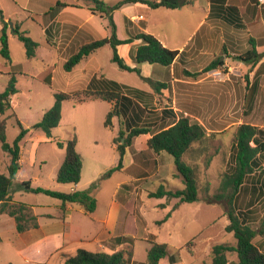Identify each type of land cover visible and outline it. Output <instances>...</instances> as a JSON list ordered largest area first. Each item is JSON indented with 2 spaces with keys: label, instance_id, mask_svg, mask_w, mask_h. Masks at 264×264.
<instances>
[{
  "label": "rangeland",
  "instance_id": "1",
  "mask_svg": "<svg viewBox=\"0 0 264 264\" xmlns=\"http://www.w3.org/2000/svg\"><path fill=\"white\" fill-rule=\"evenodd\" d=\"M28 1L30 0H0V11L4 19H9L10 24L18 26L21 31H26L28 36L41 46L37 57L27 59L23 45L12 34V27L9 26L8 50L11 64L8 66L12 68L14 73L16 93L11 97L12 109L2 118L6 119V142L10 146L20 134L16 120L24 129L29 130V133L20 143V170L15 176L10 191L15 203L33 205L34 214L40 217L37 225L41 229L30 236L29 240L32 243L29 242L28 246H39L35 244L37 239L44 237V235H51L54 229L53 224L57 223L54 216L56 217L61 213V202L43 194L27 193L20 190V185L23 182H30L32 188L63 193H70L71 189L85 191L90 188L92 183L98 182V188L91 192L96 200V209L91 213L92 216L98 220L103 219L112 199L123 202L125 205L128 203L126 227L135 235L131 246H117L114 251L105 249L102 250L103 253L111 254L119 249L129 247L133 251L131 263L147 264V250L150 247L147 241L154 240L156 243L166 246L167 256L159 264H211L213 246L223 244L234 246L236 244L233 234L225 231L229 223L226 215L227 204L224 200H219L217 196L219 195V184L223 173L232 167L230 157L234 148L236 123H239L240 120L246 121L241 113L243 110L240 108L233 110L222 108L218 115V110L213 111L208 108L191 110L192 112L185 109L205 125V127L202 126L205 131V138L194 143L183 156V161L194 170L197 202L179 203L177 199L148 197V193L155 192L160 187L172 192L184 189L182 177L176 173L172 157L166 153L155 154L147 148L148 135L133 139L132 145L126 150L123 158L124 170L113 173L107 179L100 180L109 169L118 165L119 159L112 145V140L119 131V120L113 118L110 128L104 126L106 115L110 109L109 103L65 101L62 103L60 123L51 131V138L48 139L44 133L33 129L43 114L53 106L54 94L59 92L68 94L74 88L68 87L67 82L62 77L66 75L62 67L65 63L63 61L68 59L69 54L67 57H62L63 61L58 60L57 53H52L48 58L44 57L45 53L42 50L48 48L41 28L31 19H28V13L25 12L27 5L30 7H38V5H35L37 3L35 1ZM62 1L72 5L81 4L85 7L88 5L91 9L94 7L85 0ZM99 1L113 7L121 0ZM116 11H118L116 14H114L115 11L112 12L114 14L113 23L117 29L116 38L125 36L122 24L123 17H127L129 22L131 15L146 14L145 9L136 7L134 4L123 5ZM92 13L103 17L102 21L106 24L108 34L112 35L107 15L98 11ZM154 17L155 23L151 27L157 33V28L161 30L163 27L162 19L164 20V17L158 15H154ZM176 21L175 17H171L170 21H164V24L171 26V30H173ZM16 22H22V24L19 25L20 23ZM130 27L134 29L132 25ZM188 32L189 29L186 30V33ZM223 55L220 54L219 56ZM93 56L100 64L103 74L113 78H121L128 85L139 82L137 74L121 70L112 61L113 52L110 45H104ZM233 61L237 60L234 59ZM221 62L224 63V60ZM5 63L0 55V65ZM84 64L81 62L78 65L79 68H82ZM231 65L233 66L234 62H231ZM217 70L221 72L219 79L213 75H206L207 78L211 81L224 82L228 76L238 75L234 68L224 65ZM44 71H47L48 76L51 75L50 78L54 80L53 84L46 83V80L43 79L45 74L42 73ZM208 72L203 70L202 73ZM5 85V77L0 75V93L4 91ZM12 114L15 117H12ZM190 119L200 124L195 118L190 117ZM254 121L257 122V120H251V122ZM168 122L164 124L161 120L158 121L151 132L154 133L160 128L168 126ZM230 123L234 125L227 128ZM73 137L76 138V151L82 160L81 178L77 185L58 184L55 181V176L64 160L65 152L63 148L57 146V143H64ZM9 164L10 158L7 153L2 151L0 145V173L8 175ZM263 169L264 165L252 176L247 177L242 190L233 203L234 208L246 210L253 207L258 210L259 214L264 211V192L259 193L258 191L261 183L264 182ZM176 204L178 206L172 210ZM73 206L80 205L74 204ZM168 214L170 215L169 218L163 221ZM41 215H50L53 218H45ZM79 216V219L87 220L86 217ZM132 220H136V226L139 221L142 222L141 230L134 231L131 229ZM33 222L30 221L28 225H32ZM100 227L101 225L97 223L92 230L98 231ZM253 228L256 230L257 225ZM92 230L83 234L84 241L91 239L90 235L94 233ZM124 237L133 238L131 236ZM259 239L260 236L256 235L254 242L256 243ZM114 243V240L111 239L106 246L115 245ZM23 245L25 244H22V237L19 238V234L16 233L13 219L6 215L1 216L0 264H25L24 256H32V253L23 251ZM61 245L62 240L57 238L55 241L49 240L44 246V250H50L51 247L60 249L51 264H60L59 259H57L60 253L70 255V252L73 251ZM226 257L228 262L237 263L238 261L235 253H227Z\"/></svg>",
  "mask_w": 264,
  "mask_h": 264
},
{
  "label": "crops",
  "instance_id": "2",
  "mask_svg": "<svg viewBox=\"0 0 264 264\" xmlns=\"http://www.w3.org/2000/svg\"><path fill=\"white\" fill-rule=\"evenodd\" d=\"M30 1L37 2L35 5L38 7L27 5L25 12L28 13V19L30 16L36 15L37 22H33L41 28L48 48L42 50L45 53V58L50 57L52 53H57L58 60L63 61L62 57H67L69 54V59L83 45L97 39H111V34H108L106 24L102 21L103 17L95 15L84 5H72L60 0L65 7L55 8L54 3L48 0ZM192 1V5L174 10L150 9L146 5L134 4L136 7L145 9L146 14L131 15L129 22L127 17H123L122 20L125 36L117 37L118 40L132 39L142 32L150 34L159 40L165 48L180 53L171 66L136 65L132 59V54L135 48L142 44V41L134 40L129 44L118 45L116 50L119 58L123 60L126 66L139 69L140 75H138L139 82L137 84L128 85L121 78H113L103 74L100 64L93 56L94 53L81 61L85 63L82 68L78 66L80 62L72 71L65 72L66 75L62 76L63 80L67 82L68 87L74 88V91L87 89L93 79L99 80L101 78L125 86L132 92H136L130 96L142 107L153 109L159 119L165 117L161 121L164 124L169 121L168 126L173 125L180 116H185L195 118L201 126L205 127L198 118L188 112L208 108L213 111L218 110L217 114L219 115L222 108L229 110L240 108L243 110L241 113L246 121L240 120L239 123H236V128L241 124H248L264 129V4L261 3V0H226L225 7L230 6L236 9L233 11L234 15L231 16L229 22H226L215 15H210L209 0ZM117 12L113 13L116 14ZM114 14H112V18ZM154 15L164 17V20L162 19L163 27L161 30L157 28V33L151 27L155 23ZM171 17H175L177 20L173 25V30H171V26L164 24V21H170ZM134 19L139 20L133 21ZM4 20L9 22V19ZM156 22L158 21L156 20ZM16 23L22 24V22ZM130 24L134 29L130 27ZM187 29H189L188 33H186ZM252 46L260 55L255 64L233 61L234 57L251 50ZM40 49L41 46L38 44L35 57H37ZM220 54L224 55L219 56ZM220 57L222 58L220 59ZM216 59L220 62L224 60L223 65L234 68L238 75L228 76L224 82L209 80L206 76L208 73L202 72ZM67 60L65 59L63 62ZM231 62H234L233 66ZM44 72L42 73L45 74L43 79L50 80V83L54 82L50 78L51 75L48 76L47 71ZM0 75L5 77L7 84L9 76ZM147 80L156 84V87L154 88ZM97 101L99 100L92 102ZM108 105L111 108V105ZM185 109L190 111L187 112ZM163 110L168 112L167 115L163 114ZM251 120H257V122H251ZM233 125L230 123L227 128ZM150 137L151 135L148 134L147 140ZM75 191L76 189H71L70 193ZM127 204L112 199L107 207L106 216L99 220L93 217V214L86 213L81 205L74 207V204H68L65 206L64 221L60 219L61 213L56 217L54 216L57 223L53 224V232L51 235H44V237L37 239L35 244L39 246H28L29 242L32 243L29 240L30 236L41 229L39 225L38 228L24 233L16 232L19 234V238L22 237V244H25L22 247L23 251L32 253V256H24L25 264H51L60 249L51 247L50 250H44V246L49 240L55 241L57 238L62 240L61 246L73 250L70 255L75 254L79 249L92 253H99L105 249L114 251L115 248L117 249L116 238L124 236L135 238L134 233H131L126 227ZM27 206L31 208L34 214L33 205ZM79 215L86 217L87 220L79 219ZM34 216L38 222L39 215L34 214ZM48 216L53 218L50 215H41L45 218ZM135 221L132 220L130 223L131 229L134 231L137 230ZM97 223L101 225L100 229L98 231L92 230ZM89 230L94 231V233L90 235V240L84 241L83 234ZM111 239L114 240L115 245L106 246ZM253 244L264 253V237H260L256 243L253 239ZM66 255L60 253L57 258L60 264L64 263L63 256Z\"/></svg>",
  "mask_w": 264,
  "mask_h": 264
},
{
  "label": "trees",
  "instance_id": "3",
  "mask_svg": "<svg viewBox=\"0 0 264 264\" xmlns=\"http://www.w3.org/2000/svg\"><path fill=\"white\" fill-rule=\"evenodd\" d=\"M54 3L55 8L65 7L60 0H48ZM94 7L87 8L92 12H100L109 18L112 35L111 39H97L89 44L81 46L63 65L65 72L72 71L81 61L87 59L98 49L106 44L112 48V61L117 66L127 72L140 75L138 68H129L117 54L116 47L118 45L129 44L134 40H141L142 44L135 48L132 59L136 65L150 64L169 67L180 55L178 51L165 48L159 40L154 36L146 33H139L132 39L118 40L116 38V28L112 19V12L118 10L123 5L141 4L146 5L150 9H179L192 5V0H121L113 7L107 6L99 0H85ZM211 5L210 15H215L226 22L234 15L235 8L225 7L226 0H209ZM30 19L37 22L36 15L30 16ZM0 55L5 60L4 65H0V74L8 75L9 79L3 92L0 93V145L4 153L10 158V164L7 168L8 175L0 173V215H6L13 219L15 230L17 233H24L28 230L35 229L37 219L32 210L26 204H17L12 201L10 191L15 180V176L20 170V143L29 133L28 129H24L20 122L16 120L20 128V134L10 146L6 142V119L2 117L8 113L11 107V97L15 95V77L10 66V54L8 50V30L9 22H6L0 11ZM12 34L23 45L25 56L27 59L35 57L38 44L33 41L25 31H21L18 26L12 25ZM260 55L252 46L251 50L236 56L234 59L245 63L255 64ZM223 66V62L215 60L210 63L204 72L219 69ZM149 81V80H147ZM50 83L47 80L46 83ZM150 82V81H149ZM51 84V83H50ZM154 88L156 84H152ZM136 94L129 88L121 86L113 81L103 78L93 79L87 89L72 90L68 94L59 92L54 94V104L46 111L41 120L33 126V129L39 130L45 134L46 138H51V131L55 129L61 120L62 103L72 101L75 103H84L87 101H103L111 105L106 115L104 126L110 128L112 119L118 118L119 131L117 136L112 140V145L118 154V165L109 169L100 180L107 179L115 172L123 169V158L126 150L132 145L133 139L146 136L151 137L147 140V148L155 154L166 153L173 159L176 173L182 177L184 189L181 191H166L162 187L155 192L148 193L149 198L155 199H177L179 203L197 202V186L194 170L183 161V156L189 151L194 143L200 142L205 138L203 127L190 119L189 117L180 116L178 120L168 127H162L158 131L152 133L154 125L164 120L165 117L159 119L154 110L142 107L130 95ZM163 114L167 115V111L163 110ZM12 117H15L13 114ZM122 141V142H121ZM76 138L64 143H57V146L64 149V160L58 169L55 181L58 184L77 185L81 178L82 160L76 151ZM232 163L231 169L223 173L219 184V200H224L227 204L228 225L225 228L227 233L233 234L236 244L234 246L223 244L213 246L211 249V264H264V253L261 252L254 244L253 239L256 235L264 237V211L259 214L258 210L250 207L246 210H239L233 207V203L242 190L247 177L252 176L257 170L264 165V129L256 126L241 124L234 133V148L230 157ZM264 170V169H263ZM98 180V181H100ZM98 182L92 183L90 188L85 191H75L71 193H63L50 191L42 188H32L30 182H23L20 190L27 193L43 194L61 202L60 219H65V206L70 204H79L86 213H93L96 209V200L91 192L96 189ZM259 193L264 192V182L258 188ZM176 204L172 210H175ZM30 210V211H29ZM31 213V214H30ZM169 214L164 218L166 221ZM48 218H50L48 216ZM30 221H34L32 225H28ZM257 225L254 230L253 226ZM143 224L141 221L137 224L138 231L141 230ZM135 238L119 237L115 239L118 247L131 246ZM149 249L147 250V264H159L166 258V246L156 243L154 240L147 241ZM227 253H235L237 255V263L228 262ZM133 257L132 249L125 248L106 254L103 252L92 253L84 249H79L73 255L63 256L64 264H131Z\"/></svg>",
  "mask_w": 264,
  "mask_h": 264
},
{
  "label": "built area",
  "instance_id": "4",
  "mask_svg": "<svg viewBox=\"0 0 264 264\" xmlns=\"http://www.w3.org/2000/svg\"><path fill=\"white\" fill-rule=\"evenodd\" d=\"M261 3L264 4V0H261ZM139 19H134L133 21H138ZM208 75H213V76H216L215 78H218L219 79V76H221V72L218 71V70H211L208 72Z\"/></svg>",
  "mask_w": 264,
  "mask_h": 264
},
{
  "label": "water",
  "instance_id": "5",
  "mask_svg": "<svg viewBox=\"0 0 264 264\" xmlns=\"http://www.w3.org/2000/svg\"><path fill=\"white\" fill-rule=\"evenodd\" d=\"M9 26L12 27V24L9 23Z\"/></svg>",
  "mask_w": 264,
  "mask_h": 264
}]
</instances>
